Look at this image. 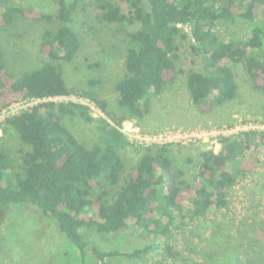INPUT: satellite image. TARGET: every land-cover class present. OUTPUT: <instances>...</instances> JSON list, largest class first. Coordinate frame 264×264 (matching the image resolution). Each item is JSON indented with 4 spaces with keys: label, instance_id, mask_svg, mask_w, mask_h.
Listing matches in <instances>:
<instances>
[{
    "label": "trees",
    "instance_id": "trees-1",
    "mask_svg": "<svg viewBox=\"0 0 264 264\" xmlns=\"http://www.w3.org/2000/svg\"><path fill=\"white\" fill-rule=\"evenodd\" d=\"M54 1L49 10L17 0H7L0 9V27L17 14L60 24L47 30L40 42V52L49 59L17 76L7 68L0 47V109L20 98L76 91L67 84L58 62L72 61L80 49V36L71 26L79 0ZM89 5L105 22L138 25L128 33L127 72L115 87L124 114L117 117L94 92L82 91L116 124L128 117L144 118L153 97L177 78L176 39L181 25L191 28L192 48L205 60V71L190 70L187 75L190 96L198 108L209 111L237 96L235 73L227 61L241 64L253 86L264 91V18H255L257 7L264 11V0H89ZM218 20L247 23L250 34L244 40H224L215 30ZM76 112L85 115L86 108L47 100L7 119L25 148L18 165L0 151V222L8 217L11 204H36L76 246L81 264L86 263L90 248L98 264L123 255L141 257L150 249L127 253L101 249L85 239L83 230L122 234L133 222L159 230L162 224L157 215L172 218L173 210L181 211L187 201L192 200L193 215L213 205L225 206L236 180L254 171L259 161L249 150L251 134L242 133L223 138L218 153L199 151L193 184L183 179L184 171L175 165L172 145L145 147L128 171L122 152L130 144L125 135L116 125L100 120L101 139L90 144L80 141L62 121L63 115Z\"/></svg>",
    "mask_w": 264,
    "mask_h": 264
},
{
    "label": "rangeland",
    "instance_id": "rangeland-1",
    "mask_svg": "<svg viewBox=\"0 0 264 264\" xmlns=\"http://www.w3.org/2000/svg\"><path fill=\"white\" fill-rule=\"evenodd\" d=\"M17 1L47 10L55 6L54 0ZM6 2L0 0V9ZM255 13L256 20L264 18L262 6L257 7ZM72 18L71 26L78 32L81 46L72 61L58 62L64 79L76 89L72 92H94L99 99L106 101L108 110L121 117L124 113L115 87L127 72L128 33L136 30L138 25L103 21L89 5V0H79ZM59 25L20 14L10 24L2 25L0 47L7 68L17 76L48 60L39 50L40 42L47 30H54ZM190 29L181 25V33L176 39L179 71L175 81L153 97L150 112L144 118L127 119L133 120L145 133L221 127L241 119H264V91L253 86L241 64L231 61L226 64L235 73L237 96L209 111H202L193 103L187 75L190 70L205 71V60L199 50L192 48L195 42ZM215 30L224 40H244L250 34L247 23L224 20L216 22ZM100 120L104 119L95 118L87 108L85 115L76 112L62 117L73 134L87 144L101 139L98 133ZM246 133L251 134L249 150L258 155L259 161L254 171L236 180L225 206L213 205L205 213L193 215L190 200L181 211L173 210L172 218L158 214L162 224L159 230L153 229L152 225L146 227L144 223L133 222L122 234H104L95 229L86 233L83 230L85 239L101 249L122 253L150 247L141 257L123 255L108 259L109 264H264V133ZM171 145L175 165L184 171L183 179L193 184L199 170V151L207 148L196 142ZM24 148L14 128L7 122L2 123L0 151L9 154L18 165ZM144 151V146L131 143L122 150L128 171ZM0 264H81V258L76 246L58 228L54 219L44 215L36 204L13 203L8 217L0 222ZM85 264H98L91 248Z\"/></svg>",
    "mask_w": 264,
    "mask_h": 264
},
{
    "label": "built area",
    "instance_id": "built-area-1",
    "mask_svg": "<svg viewBox=\"0 0 264 264\" xmlns=\"http://www.w3.org/2000/svg\"><path fill=\"white\" fill-rule=\"evenodd\" d=\"M47 100L53 101L56 104L70 103L85 107L92 112V115L95 118L104 119L111 124L116 125V127L125 135L129 143L142 145L144 147L196 142L205 145L207 150L218 153L223 147V138L234 137L246 132L264 133L263 118L236 120L232 124L223 125L221 127L194 128L189 130L166 129L164 131L145 133L142 132L139 125L130 119H125L120 124H116L96 100L75 92L44 98H20L16 101H12L0 109V125L6 122L8 118L23 112L26 108Z\"/></svg>",
    "mask_w": 264,
    "mask_h": 264
}]
</instances>
